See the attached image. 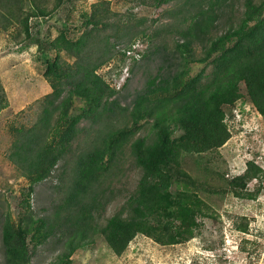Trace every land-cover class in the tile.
Instances as JSON below:
<instances>
[{"label":"trees","instance_id":"trees-1","mask_svg":"<svg viewBox=\"0 0 264 264\" xmlns=\"http://www.w3.org/2000/svg\"><path fill=\"white\" fill-rule=\"evenodd\" d=\"M64 1L0 0V32L45 54L43 77L51 89L31 126L10 129L8 158L26 181L25 211L18 220L9 210L0 214L3 264H29V244L53 243L56 264H66L95 236L116 255L138 234L164 245L190 240L203 212L192 207L199 203L196 194L172 190L170 169L183 155L210 152L229 140L224 108L241 98V86L264 116V0H154L157 7L172 4L167 16L175 21L163 29L173 27V44L159 43L140 56L159 64L123 104L117 96L126 83L116 90L98 70L116 54L123 62L116 44L127 38L132 45L136 36L121 34L125 26L111 23L109 2L98 0L83 15L77 38L65 32L50 41L33 37L30 20L43 23ZM7 106L0 83V111ZM127 165L140 172L136 186L104 219L114 198L110 189ZM54 171L55 192L63 196L50 213L35 215L34 187ZM261 175L248 163L227 187L242 192Z\"/></svg>","mask_w":264,"mask_h":264},{"label":"rangeland","instance_id":"rangeland-1","mask_svg":"<svg viewBox=\"0 0 264 264\" xmlns=\"http://www.w3.org/2000/svg\"><path fill=\"white\" fill-rule=\"evenodd\" d=\"M97 1L65 0L46 22L30 20L31 34L50 41L65 32L75 39L83 31V15ZM107 1L111 23L125 26L121 34L136 36L133 53L141 56L159 43L172 46L173 27L163 29L175 21L167 16L172 4L157 7L154 0ZM156 29L160 32L154 38ZM128 42L123 38L114 51L130 47ZM25 45L0 32V83L8 101L7 108L0 111V214L9 210L15 220L25 211L20 204L26 181L8 158L13 142L10 129L31 126L41 111V99L51 91L43 77L45 54L34 44L23 48ZM118 56L102 66L98 74L111 86L119 87L123 69L128 68L126 84L117 96L123 104L142 86L146 72L155 71L159 61L155 57H142L134 68L133 61L121 62ZM241 95L234 105L224 108L229 140L210 152L183 155L179 164L170 169L175 177L172 190L198 197L199 203L192 207L201 208L203 214L196 219L198 228L193 238L164 245L138 234L121 255H116L102 237L95 236L88 248L76 250L66 264H264V116L250 104L243 86ZM248 163L261 168L260 180L250 181L242 192L229 189L227 181L243 174ZM57 173L54 171L48 180L34 187L30 205L35 215L50 213L53 201H60L63 196L55 192ZM139 175L136 167L127 165L117 177L110 189L114 198L106 207L104 219L135 188ZM54 246L51 242L40 246L29 244V264H56ZM0 264H3L1 237Z\"/></svg>","mask_w":264,"mask_h":264},{"label":"built area","instance_id":"built-area-1","mask_svg":"<svg viewBox=\"0 0 264 264\" xmlns=\"http://www.w3.org/2000/svg\"><path fill=\"white\" fill-rule=\"evenodd\" d=\"M134 48L135 47L132 44L130 47H127L125 49H121V52L124 53V55H125V60L124 61L127 60V61H130L131 62L133 60H138L140 58V55L138 53H136V52L133 53V49ZM127 75H128V68H125V69H123V73L121 74V80H122L121 85L119 87H117V85L116 86L113 85L111 87H113L116 90H119L120 87H122L123 84L125 83Z\"/></svg>","mask_w":264,"mask_h":264},{"label":"clouds","instance_id":"clouds-1","mask_svg":"<svg viewBox=\"0 0 264 264\" xmlns=\"http://www.w3.org/2000/svg\"><path fill=\"white\" fill-rule=\"evenodd\" d=\"M131 45V44H130ZM130 45H128V46H130Z\"/></svg>","mask_w":264,"mask_h":264}]
</instances>
